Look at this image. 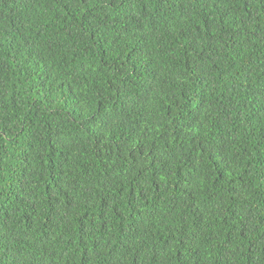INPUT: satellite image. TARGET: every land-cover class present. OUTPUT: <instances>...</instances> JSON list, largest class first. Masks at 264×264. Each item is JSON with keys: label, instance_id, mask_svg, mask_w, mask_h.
<instances>
[{"label": "trees", "instance_id": "trees-1", "mask_svg": "<svg viewBox=\"0 0 264 264\" xmlns=\"http://www.w3.org/2000/svg\"><path fill=\"white\" fill-rule=\"evenodd\" d=\"M0 264H264V0H0Z\"/></svg>", "mask_w": 264, "mask_h": 264}]
</instances>
